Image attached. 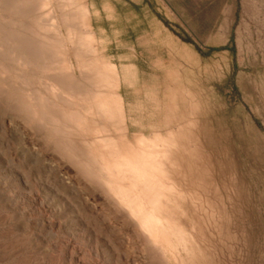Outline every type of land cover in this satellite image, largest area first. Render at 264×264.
<instances>
[{"label":"bare ground","instance_id":"obj_1","mask_svg":"<svg viewBox=\"0 0 264 264\" xmlns=\"http://www.w3.org/2000/svg\"><path fill=\"white\" fill-rule=\"evenodd\" d=\"M99 44L82 0H0V94L73 171L52 165L85 210L78 231L106 238L108 260L121 264H254L239 160L191 120L189 84L176 86L174 75L164 101L154 88L148 106L128 103L122 91L138 71L103 57Z\"/></svg>","mask_w":264,"mask_h":264},{"label":"rangeland","instance_id":"obj_2","mask_svg":"<svg viewBox=\"0 0 264 264\" xmlns=\"http://www.w3.org/2000/svg\"><path fill=\"white\" fill-rule=\"evenodd\" d=\"M53 7L62 21L58 8ZM185 16L189 25L178 32L192 41L201 61L206 62L205 67L188 70V77L198 82L188 79L191 91L193 87L205 97L204 104L192 92L197 106L191 120L204 127L215 150L224 149L225 156L238 158L242 190L246 198L250 193L252 200L254 218L249 228L254 264H264V0H196L195 11ZM108 31L114 42L124 39L129 29ZM66 32L61 28L65 40L69 37ZM124 46L98 45L103 57L118 66L123 64ZM140 58L144 70L158 71L157 75H143L141 80L153 83L152 79H159L164 101V70H150L146 63L155 61L149 60L147 53ZM77 73L80 75L78 69ZM138 85L139 79V91L124 89L122 94L128 103L142 100L149 104L144 97L152 92L141 93ZM168 94L177 96L176 92ZM16 109V103L0 94V264H121L120 258L108 260L111 252L104 248L106 238L99 240L78 231L73 220L86 217L85 210L77 196L60 185L52 165L68 175L73 171L46 147L39 128L27 124ZM145 132L150 134L149 129ZM34 146L44 155L30 152ZM131 255L133 262L136 255ZM142 264L150 262L144 259Z\"/></svg>","mask_w":264,"mask_h":264},{"label":"crops","instance_id":"obj_3","mask_svg":"<svg viewBox=\"0 0 264 264\" xmlns=\"http://www.w3.org/2000/svg\"><path fill=\"white\" fill-rule=\"evenodd\" d=\"M86 3L89 11V26L98 42L125 45L122 55L123 64L120 66L136 67L141 93L153 92L154 88L158 92L161 90L158 85L159 79L155 81L152 79L156 84L154 86L153 83L141 80L143 75L158 74L157 70H144L140 58L144 52L147 53L149 60L155 61L145 62L150 70L163 69V74L167 78L177 74L181 86H186L188 79L191 83H198L197 80L188 77V70L191 67L200 68L201 65L205 67L206 62L201 61L200 51L195 48L192 41L181 38L178 32L179 28L189 25L185 21V14L195 11L196 0H86ZM117 27H125L129 32L124 39L116 38L113 42L109 38L108 30ZM167 78L163 80L165 95ZM192 89L198 95L197 99L204 103V95L193 87ZM125 90L133 92L137 90V84L134 88ZM147 95L144 98L148 101ZM140 103L144 104L142 100ZM144 105L148 106V104Z\"/></svg>","mask_w":264,"mask_h":264}]
</instances>
